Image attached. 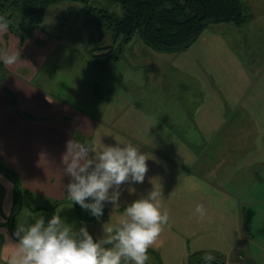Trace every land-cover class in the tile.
<instances>
[{
	"label": "rangeland",
	"instance_id": "rangeland-1",
	"mask_svg": "<svg viewBox=\"0 0 264 264\" xmlns=\"http://www.w3.org/2000/svg\"><path fill=\"white\" fill-rule=\"evenodd\" d=\"M244 2L250 7V20L243 27L233 23L211 24L188 49L175 53L155 51L136 35L126 45L120 59L109 65L102 62V66H99L94 61L92 48L106 42V38L104 40L100 38L101 34H105L106 28L97 23L96 15L86 10L81 1L64 0L50 5L42 28L36 29L33 36L25 40L34 38L36 31L43 37L45 34L49 37V47L54 45L55 49L42 68L37 82L44 86L51 83L55 93L59 95L64 91L65 98H68L73 106L79 110L82 108V111L91 117L100 118L101 115L103 118L118 107L126 108V101L135 96L151 99L147 101L146 106L157 109L158 112L160 103L152 97L157 99L160 96H172L168 94L181 95L180 90L184 84L182 94L189 99L194 95L191 91L187 92L193 81L198 83L199 87L203 84L206 92L208 90L200 114L201 124L207 129L213 127L216 122L212 114L220 115L216 112L223 105V98L225 96L233 98L239 91L241 50H249L252 49L250 45H258V51L251 52V57L256 56L259 65L264 63V0ZM91 4L101 9L123 13L120 4L109 0H93ZM107 42L111 43L110 40ZM117 46L118 44L115 45L116 50ZM44 51L43 57L46 55V50ZM243 69L245 70L244 67ZM141 82L149 84L141 89L138 88ZM167 82H173L174 87L166 88ZM163 83H166L165 86ZM154 84H158V87ZM130 112L131 110H121L122 115L115 124L110 120L101 123L99 128L102 134L115 129L127 130ZM152 116L149 118L147 115L139 114L136 122L132 121L133 127L129 131L140 132L149 138L155 130L157 132L155 142L169 143L167 130L161 128L159 121ZM232 126L238 128L240 121L232 119ZM187 130L185 128V131ZM127 138L120 137V140L128 141ZM235 138L238 140V135ZM94 139L97 140L98 135ZM248 143L250 146L264 145V137L254 138ZM182 155L187 164L188 154L183 152ZM251 155L258 156L256 159L262 161L264 149L258 153L252 152ZM186 175L185 173L184 176ZM183 184L185 189L192 186L188 181H184ZM222 185L224 184L217 181V186ZM259 186L260 184L257 187ZM4 189V184L0 183V257L7 260L14 248L10 240L5 242L4 239V234L9 233L7 230L10 225L8 215L6 219L2 217L5 214ZM260 189L259 192L251 191L248 198H245V207L251 218L250 227L245 224L238 196L229 197L220 194L216 189L209 201H200L207 208V214L200 217L195 214L194 206L192 207L195 203L191 201L192 194H188L189 203L182 209L181 215H176L174 211L168 209L169 223L154 241L160 243L161 247L149 248L148 264H188L190 254L197 251L211 252L219 261L264 264V185L260 186ZM131 194L132 197L137 196L136 193ZM56 203L42 196L40 198L25 195L22 210L15 219V228L18 224H29L40 217L47 219L56 212L73 228L78 227L81 219L86 220L90 231L99 235L102 232L103 221L115 225L123 215V209H109L102 221H97L70 198L58 207L55 206ZM33 205L37 207L40 205L43 210H32ZM239 253L243 255H238ZM0 264L7 263L0 260Z\"/></svg>",
	"mask_w": 264,
	"mask_h": 264
},
{
	"label": "crops",
	"instance_id": "crops-1",
	"mask_svg": "<svg viewBox=\"0 0 264 264\" xmlns=\"http://www.w3.org/2000/svg\"><path fill=\"white\" fill-rule=\"evenodd\" d=\"M44 36L36 31L34 38L22 41L9 29L0 33V47L10 45L19 48L21 52L15 65L0 64V164L17 174L24 197L42 196L56 201V207L68 201L65 189L68 177L63 171L61 160L70 139L92 145L98 151L103 143H116L115 138L120 140V137H128V141L152 157L147 161L148 172L145 181L134 184L132 191L125 187L119 206L113 208L108 204L105 212L109 209H123L126 203L147 192L151 188L149 177H153V182L163 191V207L174 211L176 215H181L182 209L188 206V194H192L191 201L195 202L192 207L195 208L200 201H209L218 189L220 194L238 196L240 210L251 223L245 198H248L251 191L259 192L260 186L264 185V160L258 161V156H250V153L264 149V145L250 146L248 143L254 138L264 137V63L259 65L256 56L251 57V52L258 51V45H250L252 49L241 50L239 91L233 98H223V105L218 112L215 111L220 115L212 114L216 120L214 126L204 129L200 114L208 90L206 92L203 84L199 87L193 81L187 92L191 91L194 95L189 99L182 94L184 84L180 90L181 95L168 94L172 96H160L157 99L152 97L160 103L158 112L146 106L151 99L135 96L126 101V108L118 107L103 118L101 115L100 118L91 117L82 108L79 110L73 106L65 98L64 91L59 95L51 83L44 86L37 82L42 68L55 49L54 45L49 47V37L46 34ZM44 49L46 55L43 57ZM148 84L141 82L138 88L143 89ZM173 85V82H167L166 88ZM155 86L158 87V84ZM121 110H131L128 129H115L102 134L100 124L107 120L115 124L122 115ZM139 114L149 118L154 115L160 127L167 130L169 143L155 142V130L149 138L140 132L129 131L133 127L132 121L135 123ZM232 119L240 121L238 128L232 126ZM185 128L188 130L185 131ZM97 135L98 139L95 140ZM237 135L238 140L235 138ZM206 136L213 138L209 142ZM183 152L189 156L187 164ZM184 181L190 182L192 186L185 189ZM217 181L224 185L217 186ZM0 183L5 186V214L2 217L6 219V215L9 218L14 210L16 186L2 173ZM131 193L137 196L132 197ZM7 231L11 233L10 227ZM159 245L153 242L150 247H161ZM0 260L7 263L2 257Z\"/></svg>",
	"mask_w": 264,
	"mask_h": 264
},
{
	"label": "clouds",
	"instance_id": "clouds-1",
	"mask_svg": "<svg viewBox=\"0 0 264 264\" xmlns=\"http://www.w3.org/2000/svg\"><path fill=\"white\" fill-rule=\"evenodd\" d=\"M11 21L0 14V33L8 30ZM21 57L19 48L0 47V64L15 65ZM103 143L95 150L92 145L67 142L62 154L68 198L97 221H102L105 208L121 204L125 187L130 191L143 183L148 172L146 151L131 141ZM151 188L123 206V215L115 225L102 223V232L90 231L88 222L79 221L73 228L59 213L47 219L40 217L29 224H18L5 233V242L14 250L7 264H148L149 248L169 223V211L163 207V191L149 177ZM195 214L204 217L207 208L197 203ZM203 264H214L211 252L202 256Z\"/></svg>",
	"mask_w": 264,
	"mask_h": 264
},
{
	"label": "trees",
	"instance_id": "trees-1",
	"mask_svg": "<svg viewBox=\"0 0 264 264\" xmlns=\"http://www.w3.org/2000/svg\"><path fill=\"white\" fill-rule=\"evenodd\" d=\"M61 1L64 0H0V14L11 21L8 29L24 41L42 28L49 6ZM77 1L84 3L85 9L96 15L97 23L106 28L105 34L100 35L106 42L92 48L94 61L99 66L102 62L109 65L120 59L126 45L136 35L155 51L175 53L188 49L211 24L233 23L243 27L250 20V7L244 0H109L122 6V14L95 7L91 4L93 0ZM109 40L111 43L107 44ZM206 138L210 142L213 136ZM1 166L18 181L12 169ZM19 200L16 187L13 213ZM42 208L32 206V210ZM244 219L250 227V219L246 215ZM203 254L202 251L190 254L188 264H201Z\"/></svg>",
	"mask_w": 264,
	"mask_h": 264
},
{
	"label": "water",
	"instance_id": "water-1",
	"mask_svg": "<svg viewBox=\"0 0 264 264\" xmlns=\"http://www.w3.org/2000/svg\"><path fill=\"white\" fill-rule=\"evenodd\" d=\"M0 173L4 174L8 178H10L13 181V183L15 184V186L19 190V196H20L19 205H18V208L12 214L11 222H10V230L12 232L15 229L16 216L21 211V209L23 207V203H24L23 191H22V188H21L20 184L16 180V178L11 173H9L7 170H5L1 165H0ZM214 262L217 263V264H242V263H227V262H222V261H219V260H215ZM201 264H203V261H202Z\"/></svg>",
	"mask_w": 264,
	"mask_h": 264
}]
</instances>
